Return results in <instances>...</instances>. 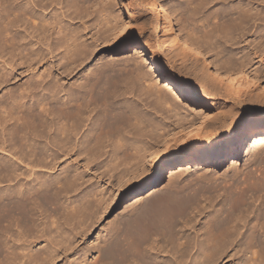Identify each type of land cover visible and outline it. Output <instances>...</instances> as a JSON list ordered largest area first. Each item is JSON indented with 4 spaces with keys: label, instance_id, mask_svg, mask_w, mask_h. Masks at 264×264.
Here are the masks:
<instances>
[{
    "label": "bare ground",
    "instance_id": "obj_1",
    "mask_svg": "<svg viewBox=\"0 0 264 264\" xmlns=\"http://www.w3.org/2000/svg\"><path fill=\"white\" fill-rule=\"evenodd\" d=\"M115 1L118 15L111 13L107 0H0V264H73L69 259L74 254H79L75 264H220L227 258H237L238 264H264L262 157L261 163H255L259 165L241 170L242 180L235 179L236 172L225 183L219 182L214 169L183 180L171 172L166 187L144 201L134 217L115 226L103 245L80 254L79 233H87L92 223L87 222L92 214L89 190L73 200L70 189L78 180L75 175H80L52 173L61 153L72 149L69 144L77 128L87 125L89 108L82 98L90 91L93 77L80 81L76 90L65 89L66 81L61 80L74 76L89 54L102 48V42L117 53L145 30L146 44L162 54L163 41L155 28L160 18L164 34H173L168 15L177 13L156 0ZM186 1L181 10L185 35L173 34L170 48L176 50L171 56L164 54L166 70L181 78L165 86V96L174 93L186 111L177 115L158 143L146 147L131 170L135 190L153 187L163 167L180 164L198 138L206 145L224 134L242 143L245 128L264 125V0ZM212 3L217 8L212 10ZM130 8L138 11L135 17L129 11L127 15ZM147 12L148 25L138 17ZM96 15L94 24L101 32L99 38H92L93 48L72 24L74 19ZM254 28L253 32L258 28L256 39L251 40L256 41L254 45L241 46V40L248 42L245 34ZM217 38L228 46L219 49L221 60H208L200 48H216ZM111 58L94 69L88 67L103 80L91 89L96 100L118 94L111 85L118 73L116 57ZM55 59L61 72L56 66L39 71L44 62ZM149 62L161 76L158 64ZM157 89L164 93V87ZM245 95L254 98L247 106L249 127L232 125L222 113L213 114L214 98L230 96L227 100L234 103ZM92 122L77 147L88 161L89 151L103 152L110 136L101 133L93 144L91 138L101 129L102 119ZM215 156L217 168L223 155ZM207 164L206 159L201 162ZM203 214L207 216L204 223ZM88 254L92 258L86 262Z\"/></svg>",
    "mask_w": 264,
    "mask_h": 264
},
{
    "label": "rangeland",
    "instance_id": "obj_2",
    "mask_svg": "<svg viewBox=\"0 0 264 264\" xmlns=\"http://www.w3.org/2000/svg\"><path fill=\"white\" fill-rule=\"evenodd\" d=\"M107 1L109 2V10H111V13L118 15L120 7L117 1ZM156 1L157 3L166 5V7L171 10H177V13L168 15V17H170L169 27H171V29L173 30V34L177 33L179 35H185V24L181 19L183 17L181 16V10L183 8L185 9V5L187 6V1ZM212 4L210 5V8H212V10L216 6H218L217 4ZM212 6H214V8ZM209 9L208 12L212 11ZM128 11L134 15L133 17H135L137 15L136 13L138 12L136 9L130 8L127 9V15ZM68 14H72V12L69 11ZM122 14H125V12H123ZM149 16L150 14L148 12L138 15V17H140V20L145 21V24L147 25V19ZM96 17L97 15L95 17H82V20L74 19L72 24L73 27L78 26L81 29V33L84 35V39H86L87 44L90 45V47L93 44L92 38H99L101 32L99 31V25L97 26L94 24ZM213 21H217V19H214ZM81 22L84 24L86 23L85 25L87 26V29H85V26H83ZM160 25H162V20L159 18V27L155 28V31L157 37H159V39L163 41L162 54H159V52H157L154 48H151L146 44V41H148V30H145L144 32L135 36L130 41V44L128 46L126 45L124 48L117 51V53H115L114 47L110 50L105 47L103 45L104 42H102V48H97L96 45L93 44V48L96 47L95 52L89 54L91 55L90 58L85 59V63L82 64L80 68L77 67V73L74 76L67 78L66 80H61L62 82L66 81L64 82L65 89L73 90L75 87L78 88L77 86L82 85L81 82H85L84 80L87 78V76L91 78L93 77L91 89L94 90L97 85L100 84L103 80L99 81L98 77L95 75V71L92 72V70L88 69V67L90 68V66L93 65L91 66V69H94V65H100L101 62L103 64L109 61L111 57V59H114L116 57L115 63H123L119 64V66L116 63V71L120 74L117 73V77L114 78L115 80L113 79V81L111 82V85H114L113 88L116 87V94L118 93L117 95L114 94L116 96L112 95L113 97H108L109 100H104V98H102L103 100H96V97L93 95L94 91H91V89L88 93L85 94V96H83L82 99L88 104L89 108L86 114L88 116L90 115L89 120L86 121L87 125H80L77 128V130L75 131V136L73 137L72 142L70 141L69 144L70 146H72V151L70 150L68 153L64 151L67 153L66 155H63V153H61L62 159L57 165L55 171H53L52 173L53 176H62L64 174L70 173L74 175L75 172L77 173V175H80H75L76 180L78 179V182H75L76 185L78 184L77 187H75L76 185H74L70 189L72 190L70 192L72 195L71 199L73 200L81 199V197L83 196L82 194L85 193L84 191L89 190L88 195L90 196H88L87 199L91 201L89 202L92 204V214H90L91 216L87 222L92 223L89 226V231H87V233L85 232L84 235L79 233V228L77 229V231L79 230L78 233L80 234V238L78 239V241H80L79 245L81 248V255H85L87 251L94 245H103L104 239L109 236L111 230L115 226H119V224L123 223L129 217H134L136 209L139 208L144 201L153 196L156 192H159L166 187L171 172L176 173L177 175H179V179L183 180V177H188L190 174H194L195 176H197L200 175V173L202 174L204 172H211L214 169L215 176L216 174H218L216 177L219 178V182L225 183V180L236 172L238 173L235 179L238 178V180H242L244 177L242 171H245L252 164L256 166L259 165L255 163H261V157L264 159V151H262L264 150V125L256 124L250 130H246L245 128L244 135L246 137H243L244 139L242 143L237 142L236 140L231 139V136L224 134L219 136V138L215 140H210L206 145L205 143L199 141L198 138L191 144V148L193 149L191 150V152L187 151L180 164L174 165L171 162L163 167L162 172L159 173L158 179L153 187L144 188L142 190L134 189V187L131 185L130 180V177L132 176L131 170L140 161L141 155L143 154L144 150L146 149V147L158 143L165 132L177 121V115H181L183 111H186L183 107L180 106L181 100L178 101L179 98H176V95L173 96V92L170 98L167 97L170 94H166L167 96H165V88L167 86H172L176 80L179 81L181 78L174 75V73L166 70L168 64L166 62L165 55L171 56V54H173L176 49H173L172 47L170 48V38L173 34H164V31L161 29ZM250 31L251 33H249ZM250 31L247 32V35L245 34V37L243 38L248 39V42H242L243 40H241V46H245L246 43H251V45H254V43L256 42L255 41L252 44L251 40L253 39L252 41H254V38L256 39L255 35L257 34L258 28L256 29V32H253L255 31V28ZM217 40L220 42H218ZM217 40V47L215 46L216 48L209 47L211 50L209 48L205 49L204 46L203 48H200V51L205 53V56L208 60H221L223 54L221 55V53H218V51L221 47H223V45L224 47L228 46V44L225 43L222 39L219 40L217 38ZM117 59H119L118 61L121 60V62H118ZM149 60H151V62L154 61L156 64H158L160 69L159 73L161 76H159L156 72L154 73L151 66L149 65ZM57 63L58 62L56 59L52 63L44 62L43 67H40L39 71H44L43 69L46 68L51 70L56 66L58 72L59 70L61 72V70L63 69H59V67H57ZM83 73H87L86 77ZM56 74L58 75V73H55L54 75ZM80 77H82L83 79L78 81V78ZM155 83L158 87L160 86V89L164 87L165 90L161 89V91L163 90L164 93L161 94L160 90H158L159 88L155 87ZM162 84L163 86H161ZM76 88L74 90H76ZM156 89L158 91H156ZM147 92L151 93L148 94ZM229 98L230 96H225L223 98L216 97L213 100L210 99L212 100L213 107H216L213 114L216 115L218 113H222L224 114L223 116L229 117L232 125H244L245 127H249V125H251V120L249 119V115L247 113V106L251 105L250 103L253 102L251 100L254 98L251 99V97L249 98L247 95H245L243 97H238V99L235 98L234 103L228 101ZM175 100L176 102H179H177L179 105L175 104ZM79 104L81 103H78V105ZM177 105L178 107H176V111L174 107ZM98 117L102 119V126L101 129L98 130V133L96 132L97 134L95 133L91 138L92 143L94 142L95 137H97L101 133L103 135H108L110 133V136L105 142L106 146L102 150L103 152L100 151L101 153L99 152L97 154H94V151H89L87 156L89 157L88 161L86 160L88 158H84V155L80 156L77 147L82 144V140L85 138L86 133H88V131L86 130L88 125L91 126L93 123L92 121H94ZM237 130L238 129H235V131ZM92 143L90 142L91 145ZM235 149L237 150L236 154ZM220 153L223 155V161L217 168H215V154L217 155ZM77 156H79L80 158ZM251 158L255 161L252 162L253 160ZM204 159L207 160V165H201V162ZM250 160L251 162H249ZM234 162H237V164L233 165ZM118 165L119 167L117 168ZM259 168L263 169V167ZM239 177L242 179H240ZM71 179H74V177H72ZM183 184V182H180V185ZM73 188H75L74 191ZM203 215V221H201L204 223V220L206 222L207 216L205 214ZM98 216L100 218H98V220L96 221ZM232 251L233 250H230L231 253ZM250 254L251 252H249V255ZM78 255L79 254H74L70 257L69 260H71V263H76L75 258L78 257ZM91 258V254H88L86 262L91 261ZM63 262L59 264H62ZM220 264H238V259H223Z\"/></svg>",
    "mask_w": 264,
    "mask_h": 264
}]
</instances>
